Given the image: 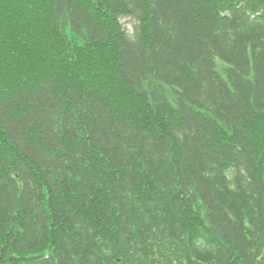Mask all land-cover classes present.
I'll return each instance as SVG.
<instances>
[{
    "label": "trees",
    "instance_id": "trees-1",
    "mask_svg": "<svg viewBox=\"0 0 264 264\" xmlns=\"http://www.w3.org/2000/svg\"><path fill=\"white\" fill-rule=\"evenodd\" d=\"M0 264H264V0H0Z\"/></svg>",
    "mask_w": 264,
    "mask_h": 264
},
{
    "label": "rangeland",
    "instance_id": "rangeland-1",
    "mask_svg": "<svg viewBox=\"0 0 264 264\" xmlns=\"http://www.w3.org/2000/svg\"><path fill=\"white\" fill-rule=\"evenodd\" d=\"M123 22H125L126 20H122ZM128 23H126L125 25H127ZM129 27V26H128ZM129 31H131V28L129 27V29H128ZM107 47V46H106ZM106 47H104V48H106ZM108 50H110L109 48H108Z\"/></svg>",
    "mask_w": 264,
    "mask_h": 264
}]
</instances>
